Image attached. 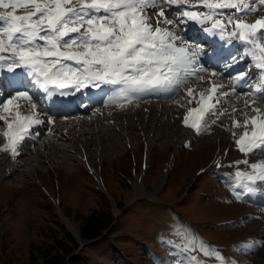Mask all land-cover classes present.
Wrapping results in <instances>:
<instances>
[{
  "label": "snow or ice",
  "instance_id": "1",
  "mask_svg": "<svg viewBox=\"0 0 264 264\" xmlns=\"http://www.w3.org/2000/svg\"><path fill=\"white\" fill-rule=\"evenodd\" d=\"M257 4L264 6V0H0V70L14 74L8 86L15 91L7 99L0 95V110H15L4 132L8 138L5 148L17 154L30 130L44 123L37 109L45 100L111 86L110 100L130 102L145 95L175 92L190 76L203 80L199 74L208 69L200 64L201 58L219 62L223 54L179 35L178 27L186 29L189 22L209 37L224 40L227 35L242 45V54L231 56V62L222 67L227 70L251 58V66L259 72L255 83L247 85L250 91L246 95L253 101L264 99V18L252 23L244 19ZM18 8L24 13L17 14ZM156 9L161 19L154 25L145 12ZM166 11L172 19L165 16ZM16 70L22 71V78L17 79ZM249 71L232 76L229 86L246 81ZM222 75L221 71L210 73L213 83L206 90L207 96L200 93L197 107H189L183 117V124L197 134L207 128L210 115L216 114L211 102L216 99L219 103L216 94L228 95L222 91L223 84L214 82ZM25 81L41 94L38 102H34L37 97L25 87ZM3 87L0 83V92ZM187 91L193 95V89ZM29 104V113L19 111ZM253 111L256 115L246 116L239 138L233 133L238 150L244 154L264 150V110ZM48 122H52L51 117ZM233 126L241 127L236 120ZM234 163L250 168L233 173L243 191L251 192L253 185L264 183V162L249 164L245 159ZM235 196L240 199L241 192ZM256 243L244 246L251 248ZM189 247L219 257L223 264L221 254L211 250L214 246L193 237L185 245ZM189 259L197 264L196 257Z\"/></svg>",
  "mask_w": 264,
  "mask_h": 264
},
{
  "label": "rangeland",
  "instance_id": "2",
  "mask_svg": "<svg viewBox=\"0 0 264 264\" xmlns=\"http://www.w3.org/2000/svg\"><path fill=\"white\" fill-rule=\"evenodd\" d=\"M16 11L23 14L25 10ZM255 14L264 16V6L258 5ZM158 132L159 140L164 142L165 134L162 130ZM215 140L198 146L180 144L172 155L163 188L155 200V196L146 193L153 188H144L143 176L145 174L147 188L154 186L174 147L168 142L163 147L154 145L146 152L137 128L117 134L113 142L105 141L100 148V158L93 152L95 144L90 146L91 158L101 171L102 178L96 176L95 179L100 191L92 189L96 184L93 174L85 168L88 175L83 174L82 162L75 160L74 152L67 155L70 160L74 158V163L70 161L67 167L41 162L22 178L17 172L2 175L1 170L0 219L4 230L0 234V264H46L45 257L59 259L57 244L61 240L54 235L68 239L64 235L67 231L70 239L80 240L78 229L85 223L87 214L108 206L115 210L121 207L117 202L126 203L136 196L138 176L144 189L142 195L153 201L139 198L128 205L111 237L99 243V248L104 250L105 263L96 264H192L190 257H196L197 264L202 260H220L205 255L198 248L186 249V243L193 237L214 246L211 250L221 254L223 264H264V211L256 209L253 200L237 199L236 188L226 179L228 172L233 175L240 170L239 165L223 164L222 169L213 172L215 177L196 172L199 168L211 171L219 145L227 147L223 159L236 147L229 138L222 142ZM249 155L253 157L256 152ZM104 182L113 198L108 197ZM259 188L263 192L264 183H259ZM185 190L186 196L180 200ZM117 237L122 257L112 249L117 246L113 245ZM253 242H257L254 247L244 246ZM116 250L120 252L117 247Z\"/></svg>",
  "mask_w": 264,
  "mask_h": 264
},
{
  "label": "bare ground",
  "instance_id": "3",
  "mask_svg": "<svg viewBox=\"0 0 264 264\" xmlns=\"http://www.w3.org/2000/svg\"><path fill=\"white\" fill-rule=\"evenodd\" d=\"M189 3H195V0H189ZM257 6L258 4L256 8ZM145 15L154 25L157 20L161 19L159 17V9L146 10ZM165 16L168 19L173 18L168 11L165 12ZM244 19L246 22L252 23L257 17L251 18L250 15H246ZM201 31L198 26L191 22L187 24L186 29L183 25L177 29L178 34L184 35L188 42H196L201 47L216 49L213 45L205 43L201 37ZM230 41L231 44L220 51L223 54V59L219 62L209 60L207 57L201 58L200 64L208 69V71L199 74L204 77L203 80L197 78V76H190L179 89L172 93L145 95L128 102L124 100H110L109 98L113 95L110 90L111 86H102L100 89L90 88L86 91H81V93H90L99 98L97 102L93 103L96 108L92 109L93 111L91 112H89L91 110L90 107L80 110V104L75 107L71 106L68 110L62 109L56 112L54 104L48 106V100L43 101L42 106L38 107L37 111L40 113L39 118L44 123L34 126L30 130V136L25 139L28 144L24 145L21 143L15 155L5 148L8 138L4 136V132L8 130V123L14 119L15 110L12 113H5L0 110V117H3L0 120V171H3L2 175L7 176L17 172L18 176L22 178L31 168H36L41 162H47V164L54 162L59 166L67 167L71 164L70 161H74L73 157L70 160L67 158V155L74 152L75 156H73L75 160L77 159L87 164L91 171L101 179V171L96 168L91 158L92 150L90 146L95 144L93 152L96 153V157L100 158V148L104 145L105 141L112 140L111 142H113L117 134L122 132L129 133L133 128L139 130L148 151L154 145L160 144L159 146L163 147L168 142H171L174 149H177L183 143H192L198 146L202 143H209L210 139H216L215 141L220 142L222 139L229 138L234 141L233 133L236 134L235 138H239V135L244 131L242 125L246 116L256 115L253 111L255 108L264 110V103H260L262 100L253 101L252 98L246 95L247 92L237 89L235 85L229 86V80L233 76V73H239L242 70V60L233 69L228 68L225 70L222 67V64L231 62V56H236L234 52L239 53V51H235V45L242 46L239 42ZM249 70L250 77L257 79L259 70L253 67ZM213 71L223 72V75L216 77L214 82L216 84H223L224 88L222 91L228 93V95L221 96L219 93L216 94L219 103H216V99L211 101L216 106V114L210 115L207 128L197 134L194 129L183 124V117L189 107H197L196 101L200 99V93H204L207 96L206 90L213 83V80L210 78V73ZM233 87H235V92L232 91ZM188 89L194 90L192 96L188 95ZM34 95L37 97V100L34 102H38L41 94L36 90ZM10 97L8 95L4 98ZM189 100L192 102L189 103ZM21 103L24 102L21 101ZM19 111L23 114L29 113L31 111L30 104L28 107L20 108ZM48 117L52 118L51 123L48 122ZM233 120L238 121L241 127H234ZM158 130H162V134H165L167 139L164 142L159 140L161 135ZM42 133H46V135L43 136ZM218 148V152L210 165L211 168L218 167L222 163L232 164L235 161H243L245 159L249 161V164L264 162V150H257V155L261 156L257 157V155H253V157L257 158L252 159L253 157H250L249 154L241 153L236 146L234 151L232 153L230 151L231 154L226 159H223V156L227 153V147L219 145ZM239 166L241 167V171L250 170L249 165L244 163H240ZM166 170L159 183L150 190L151 192L146 191V193H151L149 195L155 196L164 183L167 174ZM226 179L234 186H237L235 177H231L229 172L226 175ZM140 182L141 176H138L136 178V196H143L142 194H144V189ZM238 191L241 192L242 197L262 199V196H259L256 192L255 186L254 190L249 193L239 187ZM256 209L263 211L264 206L257 204Z\"/></svg>",
  "mask_w": 264,
  "mask_h": 264
},
{
  "label": "trees",
  "instance_id": "4",
  "mask_svg": "<svg viewBox=\"0 0 264 264\" xmlns=\"http://www.w3.org/2000/svg\"><path fill=\"white\" fill-rule=\"evenodd\" d=\"M93 186L95 187V184H93ZM106 201L109 202L108 198L106 199ZM117 203L120 205L124 204L123 201H119ZM87 215H86L87 217H85L86 219L85 223L81 225L80 230L78 229V233L80 237L85 240H89V238L101 234L102 231L107 228V226H109L108 232H111L117 225L119 219L117 218L112 223L113 210L110 206L104 209L96 208L94 211H92ZM88 218L90 219L87 220ZM68 234L69 232L65 231L64 235H67L68 239L66 238L64 239L63 236L59 237L54 235L55 238L61 240V241L59 240L60 243L57 244L59 245L58 249L60 250L59 259L45 257L46 262H48L49 264H96L99 261L105 263L104 256L102 255L103 251H101L102 249L99 248V245H95V241L92 240L88 241L87 244L84 245L80 250L74 252L75 248L78 246V242L74 240V237H71L70 239ZM105 237H106L105 235H102L100 239H103ZM0 241L2 242L1 237H0ZM95 248L97 249V251L94 250ZM6 264H10V263H6ZM32 264H40V263L34 262Z\"/></svg>",
  "mask_w": 264,
  "mask_h": 264
}]
</instances>
